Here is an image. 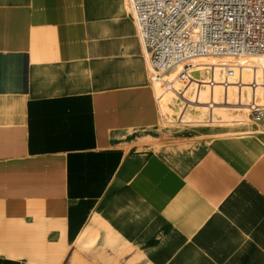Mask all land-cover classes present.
<instances>
[{
	"label": "crops",
	"instance_id": "0c3cea01",
	"mask_svg": "<svg viewBox=\"0 0 264 264\" xmlns=\"http://www.w3.org/2000/svg\"><path fill=\"white\" fill-rule=\"evenodd\" d=\"M124 1L0 0V264H264V134L159 125Z\"/></svg>",
	"mask_w": 264,
	"mask_h": 264
},
{
	"label": "built area",
	"instance_id": "2783aa9c",
	"mask_svg": "<svg viewBox=\"0 0 264 264\" xmlns=\"http://www.w3.org/2000/svg\"><path fill=\"white\" fill-rule=\"evenodd\" d=\"M126 1L127 15L144 47L159 119V100L165 92L176 97L179 107L170 120L183 123L181 113L186 105L196 104L200 86L215 83L214 65L203 64L202 69H197L193 59L205 55L264 53V0ZM231 66L219 65V84L227 85L233 74ZM201 76L206 82H201ZM157 81L161 84L159 93L153 87ZM174 83L178 85L176 88ZM189 85L192 99L184 96ZM247 107L251 121L264 127L263 107L254 101ZM210 118L207 111V119Z\"/></svg>",
	"mask_w": 264,
	"mask_h": 264
},
{
	"label": "rangeland",
	"instance_id": "374dc122",
	"mask_svg": "<svg viewBox=\"0 0 264 264\" xmlns=\"http://www.w3.org/2000/svg\"><path fill=\"white\" fill-rule=\"evenodd\" d=\"M124 2L127 10V1L125 0ZM193 63L198 64L197 69H202L203 64H213V80L215 83L212 85L205 83L200 86L197 92L196 104L186 105L184 111L181 113L183 123L173 122L170 120L171 113L173 111H176L177 113L179 107L175 100L176 97L168 91L165 92L159 100L158 111L160 119L157 121L158 124L163 127L166 126V124H186L199 128L208 127V129H211L212 132L207 135L213 136H221L223 135L222 132L230 133V135L234 134L236 131L251 133L252 130L257 133L264 134V129L260 128L253 121H251L248 113L249 108L247 107L249 102L254 101L258 105H261L264 109V58L243 59L237 56H212L195 60ZM222 64L232 65L231 67H233V74L228 78L227 85L225 86L219 84L220 77L218 75V67ZM239 77L241 78L240 87L235 90L233 86L236 83V79H239ZM201 79V82H206L203 76H201ZM177 86L178 85L176 83L173 84L174 88ZM153 87L156 93L161 91V84L158 81L153 83ZM184 96L188 99H192L190 85L184 91ZM188 101L191 102L192 100ZM207 102H210L209 106H207ZM207 111L211 113L210 119H207ZM240 119H242V121ZM262 148L263 145L261 148H258V151ZM94 222L97 227V231L95 233L96 236L99 232L107 239H111V236L115 235V232L112 231L108 225L104 224L101 219L97 218L96 215H93L91 218L92 225ZM90 226H87L85 229H88ZM92 232L94 231H91L90 233ZM82 236L83 233H81V237ZM92 242L88 243L90 244ZM76 244L79 246V241H76ZM89 244H81L80 247L89 248Z\"/></svg>",
	"mask_w": 264,
	"mask_h": 264
},
{
	"label": "bare ground",
	"instance_id": "6f19581e",
	"mask_svg": "<svg viewBox=\"0 0 264 264\" xmlns=\"http://www.w3.org/2000/svg\"><path fill=\"white\" fill-rule=\"evenodd\" d=\"M142 48H143V51H144V47L142 46ZM212 56H218V55H205V56H200V57H197V58H195V59H193V61H195V60H199V59H201V58H208V57H212ZM234 56H237V57H239V58H264V53H241V54H239V55H234ZM192 61V62H193ZM148 70H149V68H148ZM150 71V70H149ZM236 81H237V83L238 84H235L234 86H233V88L236 90V89H238L239 87H240V83H241V78L239 77V79L237 78L236 79ZM232 106H235V105H232ZM231 106V107H232ZM241 121H242V119H240ZM240 120H239V122H240Z\"/></svg>",
	"mask_w": 264,
	"mask_h": 264
}]
</instances>
